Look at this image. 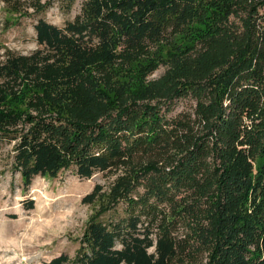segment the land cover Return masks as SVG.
<instances>
[{"label": "trees", "instance_id": "16d2710c", "mask_svg": "<svg viewBox=\"0 0 264 264\" xmlns=\"http://www.w3.org/2000/svg\"><path fill=\"white\" fill-rule=\"evenodd\" d=\"M33 28L0 53V148L23 187L107 179L73 256L43 264H264V0H80Z\"/></svg>", "mask_w": 264, "mask_h": 264}, {"label": "rangeland", "instance_id": "374dc122", "mask_svg": "<svg viewBox=\"0 0 264 264\" xmlns=\"http://www.w3.org/2000/svg\"><path fill=\"white\" fill-rule=\"evenodd\" d=\"M46 1L44 9L35 13L26 4L36 0H24L18 14L9 12L0 0V53L5 47L31 51L38 46L33 28L38 16L62 25L80 7V0L69 8L59 0H39ZM165 69L159 63L144 80L154 82ZM12 145L3 142L0 148V264H43L61 252L71 258L88 219L99 208L96 201H82V196L97 182L105 185L106 177L100 171L83 177L64 169L54 177L37 174L23 187L19 173L10 167ZM30 199L32 206L27 205Z\"/></svg>", "mask_w": 264, "mask_h": 264}]
</instances>
